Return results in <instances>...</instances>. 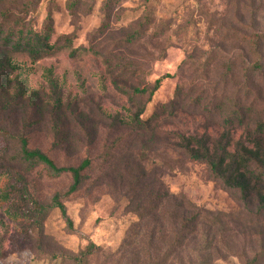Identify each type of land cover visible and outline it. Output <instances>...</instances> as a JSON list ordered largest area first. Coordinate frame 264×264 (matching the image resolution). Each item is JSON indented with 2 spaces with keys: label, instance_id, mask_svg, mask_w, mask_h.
Masks as SVG:
<instances>
[{
  "label": "rangeland",
  "instance_id": "1",
  "mask_svg": "<svg viewBox=\"0 0 264 264\" xmlns=\"http://www.w3.org/2000/svg\"><path fill=\"white\" fill-rule=\"evenodd\" d=\"M102 3L103 0H83L78 19L74 20L68 0H41L31 16L41 27L51 12L54 41L67 35L74 38L75 47L89 46L92 34L104 19ZM124 6L132 11L125 12L121 25L136 21L146 10L157 21L170 22L174 31L164 57H158L159 51L150 44L144 45L146 51L139 49L132 55L145 65L150 84L166 76L144 114L145 119H153L152 125L159 128V135L150 142V136H141L129 124L113 126L96 117V135L89 137L73 128L61 143L63 136L55 138L52 131L51 112H37L30 102L35 92L39 95V107L52 98L48 76L56 80L63 103L72 104L78 112H101L111 118L131 120L136 108L128 96L115 88L101 56L83 50L72 56L70 49H63L32 63L26 53L10 54L14 71L6 96L13 98L23 92L24 97L8 112L1 110L4 96L0 97V125L29 133L30 146L48 153L58 166H78L86 157L91 165L84 172L87 179L80 189L62 198L72 229L60 210L54 209L45 221L44 237L28 239L24 237L27 224L12 219L0 199V264H63L51 257L59 252L78 253L90 241L102 249L91 264H107L108 253H117L116 261L120 257L132 259L147 237L138 230L139 213L131 208L135 207L132 194L120 182L119 173L128 180L134 170H140V163L150 175L155 171L153 177L161 180L163 190L170 189L178 199L184 196L203 215L213 218L225 214L215 226L199 223L196 233L176 250L170 264H264V215L256 213V195L243 202L223 190L205 166L190 161L176 148L181 136L220 138L223 121L210 109L213 103H231L238 96L246 108L243 123L232 126L231 151H235L238 142H245L258 120H264V68L247 81L241 74L228 82L222 79L230 63L228 59L238 67L255 59L249 46L235 34L264 32V0H128ZM230 27L238 31L233 33ZM179 85L183 87L180 94ZM198 95L206 97L209 105L201 101L195 106L193 101ZM179 98L182 101L177 104ZM174 103L177 107L172 113L168 110L154 118L163 105ZM36 118L41 121L39 125L25 127L27 119ZM27 178L30 189L42 201H51L56 193L65 194L73 183L70 174L51 177L41 167ZM6 184V180L0 183V194ZM166 219L162 214L156 217L165 226ZM157 244L164 247L159 239Z\"/></svg>",
  "mask_w": 264,
  "mask_h": 264
},
{
  "label": "trees",
  "instance_id": "2",
  "mask_svg": "<svg viewBox=\"0 0 264 264\" xmlns=\"http://www.w3.org/2000/svg\"><path fill=\"white\" fill-rule=\"evenodd\" d=\"M40 1L0 0V97L4 96L1 110L4 112L12 110L18 99L24 97L23 92L13 98L6 96L11 83L10 77L14 71L10 54L26 53L32 63H36L56 55L63 49H70L72 56L83 50L104 58L113 85L119 92L128 96L136 110L131 120L111 118L101 112L96 115L78 112L72 104L63 103L58 94L56 80L48 76L53 91L52 98L39 107V95L35 92L30 97V102L31 106L37 107V112L41 110L51 112L55 138L59 139L63 136L61 143L66 141L72 134L73 128L87 133L89 137L94 136L97 134L98 124L93 119L98 117L106 119L113 126L129 124L128 126L137 130L141 136H150V142H153L160 130L152 125L153 119H145L144 114L166 76L150 84L147 81L145 65L133 59L132 55H135L139 49L146 51L144 45L150 44L159 51L158 57H164L174 34L172 24L157 21L145 10L136 21L121 25L125 12L132 11L124 6V2L128 0H103L101 10L104 19L92 34L89 46L75 47L74 38L71 36L62 35L56 41L53 40L55 29L51 12L47 14L41 27L36 26V18L31 15L37 11ZM82 5L83 0H68V9L74 20L78 19ZM230 29L234 30L233 33L238 31L232 27ZM253 33L242 36L235 34L244 45L249 46L255 59L243 67H238L233 60L228 59L230 63L227 64V70L222 75V79L226 82L239 74L247 81L263 70L264 32ZM160 45L162 47L159 49ZM150 54L154 55L153 52ZM182 90L183 87L179 85V94ZM181 101L182 99L179 98L177 104ZM201 101H206V106L209 105V100L207 101L202 95L196 96L193 102H196V106L200 105ZM177 104L163 105L161 112L154 115V118L163 116L162 113L168 110L172 113ZM210 109L214 110L223 121L224 131L220 138L215 139L209 135L181 136V142L176 143V148L180 149L190 161L205 166L210 176L220 183L223 190L237 195L243 202H247L255 194L258 199L256 213L262 216L264 215V120H258L254 129L247 133L245 142H238L235 151H231L229 146L232 126L235 123H243L246 108L236 96L231 103H213ZM40 123L39 118L27 119L25 127L29 128L33 124ZM28 134L24 131L15 132L0 125V183L2 180L7 181L0 199L2 204L7 205V212L12 219L27 224L24 237L31 239L36 236L40 240L45 235V221L54 209L60 210L69 228L72 229L73 224L68 218L62 198L77 192L86 182L87 176L84 172L90 167L91 160L86 157L78 166H58L48 153L30 146ZM61 143L55 142V145ZM40 167L51 177L70 174L73 183L69 190L65 194L56 193L51 201L40 200L30 189L27 178ZM137 168L140 170L137 172L134 170L128 180L120 172L119 180L128 193L132 194L131 203L133 206L135 203V207L131 206V208L139 213L137 227L141 233L145 232L147 240L141 243L132 259L126 257L127 259L124 260L120 257L116 261L117 253H108L105 254L106 263L170 264L176 250L186 243L190 235L196 233L199 223L208 222L215 226L221 222L220 218L225 214L220 213L213 218L203 215L192 201L184 196L178 199L173 193L171 194L170 189L163 190L161 180L153 177L155 171L150 175L148 169L141 163ZM158 214L167 216L168 225L165 226V223L156 220ZM152 222L154 224L151 226ZM158 239L164 242L166 250L157 244ZM101 253L102 249L90 241L86 248L78 253L59 252L51 259L63 264H91L92 259Z\"/></svg>",
  "mask_w": 264,
  "mask_h": 264
}]
</instances>
